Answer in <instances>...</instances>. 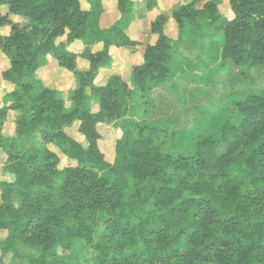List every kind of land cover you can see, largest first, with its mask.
Masks as SVG:
<instances>
[{"label": "trees", "instance_id": "trees-1", "mask_svg": "<svg viewBox=\"0 0 264 264\" xmlns=\"http://www.w3.org/2000/svg\"><path fill=\"white\" fill-rule=\"evenodd\" d=\"M102 1L0 0V8H6L0 28H8L0 36V51L8 59L1 78L13 86L2 97L10 104L0 107V148L8 162L19 160L16 182L0 184V232L8 233L0 241V264L5 254L16 252V245L36 253L22 256L25 264H72L56 252L78 232H64L63 217L73 224L101 217L98 264H264V221L251 220L253 211L264 212V94L248 93L232 102L237 121L223 113L216 135L193 138L192 157L173 155L163 147L161 139L175 132L133 120L138 103L129 112L135 93L139 100L146 84L157 87L166 81L171 56L178 54L175 44L189 28L215 35L211 45L219 52V65L262 66L264 0H227L231 19L212 0H178L168 14L152 13L156 0H146L151 40L139 63L130 67L127 81L112 74L97 85L99 73L113 66L111 47L133 53L138 45L127 34L133 1L116 0L118 19L100 28ZM75 44L82 47L79 53L70 50ZM97 44L101 49L92 51ZM48 59L74 80L67 100L37 78ZM9 111L17 113L18 132L4 139L1 129ZM110 123L121 130L111 163L98 148L96 130L98 124ZM74 124L85 145L66 134ZM35 138L75 166L60 170L59 157L47 148L20 152L22 141ZM30 166L61 177V194L76 195L78 203L64 205L62 214H48L43 223L34 220L47 194H36L33 200L26 195L33 188L20 171ZM40 185L48 181L41 178Z\"/></svg>", "mask_w": 264, "mask_h": 264}, {"label": "rangeland", "instance_id": "rangeland-1", "mask_svg": "<svg viewBox=\"0 0 264 264\" xmlns=\"http://www.w3.org/2000/svg\"><path fill=\"white\" fill-rule=\"evenodd\" d=\"M173 4V8L179 3ZM209 1V0H207ZM221 15L228 19L232 14L227 6V0H212ZM85 3V0H81ZM138 2V1H137ZM204 1L199 2L196 8L200 9ZM170 10H166L169 13ZM6 8H0V14H4ZM134 14L138 20L129 31V37L135 40L138 45L130 53L124 48L111 49L110 56L113 58V66L109 70L101 71L95 80V84H104L106 79L117 74L123 81H127L129 69L132 65L139 63L140 56L144 47L151 40L148 22L145 15V9L137 6ZM13 21L21 22V19L14 18ZM172 31V29H171ZM189 34L181 42L175 44L177 55L171 56V73L160 86L151 87L146 84L142 97L137 99L138 93H135L134 100L129 103V112L132 114L135 110L133 105L139 104V113L133 120L137 122H148L166 127L170 132H175L172 138L170 136L162 138L163 147L173 155H183L192 157L194 153L193 138L204 137L207 135H216L219 128L220 116L224 113L232 122L237 121V117L231 107L232 102L244 99L248 93L264 94V64L258 67L248 68L246 66H234L230 63L219 65V52L215 53L212 49L211 41L215 35L208 29L189 28ZM8 28H0V36L6 35ZM175 39V36L172 35ZM218 39V38H217ZM81 45L75 44L70 48L74 53L81 51ZM94 49H101V45H96ZM217 58L216 61H212ZM81 60H78V68L82 69ZM8 67L7 57L0 51V107L8 106L10 103H4L2 97L13 89V86L1 78V73ZM37 78L45 86L58 89L63 93L67 100L68 90L74 87L72 76L59 69L55 62L48 59L43 67L37 71ZM37 88L35 92L39 91ZM68 103H66V106ZM92 110H97L93 105ZM221 110H224L223 112ZM17 113L9 111L6 122L3 124L1 134L4 139H12L17 134L15 117ZM130 119L129 116L124 118ZM77 125L65 129L68 136L77 142L85 145L83 138L76 132ZM96 130L100 136L98 148L103 153L107 162H112L114 157V145L116 140L121 137V130L114 123L98 124ZM47 148L57 154L59 157V166L61 170L66 167H73V161L65 159L54 147L43 143L41 139L22 141L20 143V152L32 154L36 149ZM15 162H8L7 155L0 148V184L7 182L14 184L16 177ZM24 178V183H29L33 189H27L28 197L33 200L36 194L42 198L41 194L46 192L45 199L41 200L40 212L34 216L37 222H44V217L51 213L62 214L64 205L71 206L78 203L76 195H63L60 192L62 185L61 177H49L41 171L38 166H30L20 171ZM41 178L48 181L47 186L40 185ZM1 195V190H0ZM39 198V199H40ZM13 204L17 207L19 201L13 197ZM253 222L264 221L263 211H253L251 214ZM64 232L72 235L66 238L65 243L56 250L62 258H71L72 264H98L96 247L102 231L101 217H93L86 223L73 224L66 217H63ZM84 230L90 233L87 238ZM8 236L5 231L0 232V241ZM241 242H247L245 239ZM36 254L34 250L16 245L15 253H8L2 257V264H25L22 256L26 254Z\"/></svg>", "mask_w": 264, "mask_h": 264}, {"label": "crops", "instance_id": "crops-1", "mask_svg": "<svg viewBox=\"0 0 264 264\" xmlns=\"http://www.w3.org/2000/svg\"><path fill=\"white\" fill-rule=\"evenodd\" d=\"M134 3V10L136 8V5L138 6H142L145 9V3L146 0H132ZM138 1V2H137ZM176 3L175 0H156V7L155 9L152 11V13H164V14H168L166 13V10H171L173 8V4ZM102 7H103V13L101 14L100 18H99V27L100 28H108L110 27L119 17V13L116 9V0H103L102 1ZM134 10H133V19L128 27L127 30V34L129 36V30L135 26V24L138 23V20L136 18V15L134 14ZM170 12V11H169ZM151 13L146 11L145 9V15L147 18V22H148V29H149V22H150V18L149 15ZM150 34V33H149ZM151 37V35H150ZM130 38V37H129ZM131 39V38H130ZM133 40V39H131ZM135 41V40H133ZM100 45V44H97ZM96 46V45H95ZM92 47V48H95ZM111 49H116L114 47H111L109 49V51ZM95 51H98L97 49H94Z\"/></svg>", "mask_w": 264, "mask_h": 264}]
</instances>
